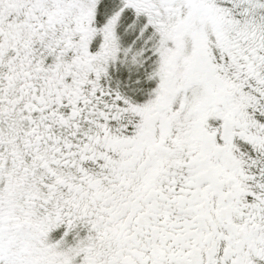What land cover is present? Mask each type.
Returning <instances> with one entry per match:
<instances>
[{"label": "snow or ice", "instance_id": "snow-or-ice-1", "mask_svg": "<svg viewBox=\"0 0 264 264\" xmlns=\"http://www.w3.org/2000/svg\"><path fill=\"white\" fill-rule=\"evenodd\" d=\"M0 264H264V0H0Z\"/></svg>", "mask_w": 264, "mask_h": 264}]
</instances>
